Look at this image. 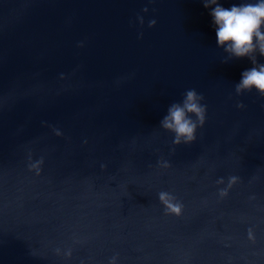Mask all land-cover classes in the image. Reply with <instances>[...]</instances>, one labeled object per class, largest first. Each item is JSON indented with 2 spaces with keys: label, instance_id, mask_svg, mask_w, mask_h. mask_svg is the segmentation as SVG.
<instances>
[{
  "label": "water",
  "instance_id": "1",
  "mask_svg": "<svg viewBox=\"0 0 264 264\" xmlns=\"http://www.w3.org/2000/svg\"><path fill=\"white\" fill-rule=\"evenodd\" d=\"M210 11L0 0V264H264V96ZM188 90L204 124L174 144Z\"/></svg>",
  "mask_w": 264,
  "mask_h": 264
},
{
  "label": "clouds",
  "instance_id": "2",
  "mask_svg": "<svg viewBox=\"0 0 264 264\" xmlns=\"http://www.w3.org/2000/svg\"><path fill=\"white\" fill-rule=\"evenodd\" d=\"M202 2L206 9H211L210 16L215 26L217 47H222L224 52L235 58L247 57L253 65L241 74L235 89L237 94L242 90L250 91L255 88L264 96V64H257L256 57L252 55L258 50L259 55L264 57V0H257L254 4L232 5L229 8L221 6L218 0ZM202 99L195 90H188L181 103H173L167 109V115L160 121V126L175 133L174 144H179L181 137L185 143L196 139L197 124L188 114H194L200 126L204 124L205 107L198 104ZM160 200L170 211L179 213V206L169 203L167 193H160Z\"/></svg>",
  "mask_w": 264,
  "mask_h": 264
}]
</instances>
